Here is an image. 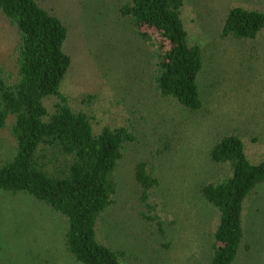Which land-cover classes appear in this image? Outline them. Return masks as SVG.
Wrapping results in <instances>:
<instances>
[{
    "label": "rangeland",
    "instance_id": "rangeland-1",
    "mask_svg": "<svg viewBox=\"0 0 264 264\" xmlns=\"http://www.w3.org/2000/svg\"><path fill=\"white\" fill-rule=\"evenodd\" d=\"M128 0H44L71 29L73 67L64 91L96 128L130 126L138 142L125 149L116 178L115 204L99 219L98 239L126 252L120 264H207L218 215L204 204L200 183L228 173L212 162L218 137L237 132L253 162L264 160V35L247 42L220 34L231 6L264 8V0H185L190 35L205 48L204 110L190 113L155 91L149 50L121 13ZM14 32L0 17V60H10ZM93 98L85 100L86 95ZM166 133V136L164 135ZM164 142L170 151L161 155ZM16 142L0 130V165ZM160 154V155H159ZM155 165L162 186L153 195L165 221L141 216L135 166ZM249 251L235 264H264V185L247 210ZM67 225L52 208L24 195L0 193V264H82L64 245Z\"/></svg>",
    "mask_w": 264,
    "mask_h": 264
},
{
    "label": "trees",
    "instance_id": "trees-1",
    "mask_svg": "<svg viewBox=\"0 0 264 264\" xmlns=\"http://www.w3.org/2000/svg\"><path fill=\"white\" fill-rule=\"evenodd\" d=\"M185 3L128 0L121 13L149 50L155 91L196 113L206 107L207 63L205 48L187 28ZM0 17L15 35L9 62L0 60V130H8L16 142L13 157L0 165V193L28 196L52 208L67 225L64 245L74 261L120 264L126 252L101 242L97 224L115 204L116 172L138 135L127 125L96 128L89 112L71 104L64 91L73 67L71 29L57 10L44 0H0ZM220 34L247 42L260 39L264 8L231 6ZM162 149L161 155L168 154V143ZM209 155L228 173L199 185L202 202L218 215L207 264H235L251 249L247 210L264 185V160L249 159L237 132L218 137ZM135 177L141 216L164 234L165 221L152 199L162 186L160 174L152 162L140 160Z\"/></svg>",
    "mask_w": 264,
    "mask_h": 264
}]
</instances>
